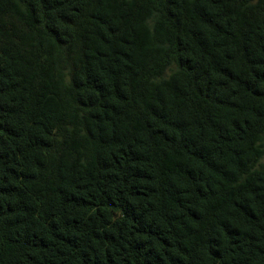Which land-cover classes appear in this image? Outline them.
Here are the masks:
<instances>
[{
    "label": "trees",
    "instance_id": "1",
    "mask_svg": "<svg viewBox=\"0 0 264 264\" xmlns=\"http://www.w3.org/2000/svg\"><path fill=\"white\" fill-rule=\"evenodd\" d=\"M0 264H264V0H0Z\"/></svg>",
    "mask_w": 264,
    "mask_h": 264
}]
</instances>
